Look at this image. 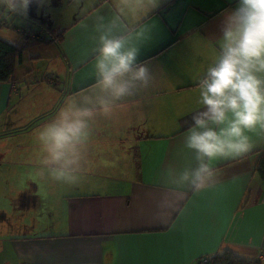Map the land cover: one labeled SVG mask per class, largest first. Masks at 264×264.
I'll return each mask as SVG.
<instances>
[{"label": "crops", "instance_id": "0c3cea01", "mask_svg": "<svg viewBox=\"0 0 264 264\" xmlns=\"http://www.w3.org/2000/svg\"><path fill=\"white\" fill-rule=\"evenodd\" d=\"M175 1L160 0L143 19L149 31L140 58L155 73L156 87L128 101V110L98 121L97 164L77 186L49 181L39 190L20 179L32 168V132L66 95L94 82L93 45L66 33L70 24L51 43L32 45L53 48L51 67L17 75L21 54L14 81L0 83V264H197L225 252L264 264V183L255 172L264 139L254 137L256 147L244 157L218 162L216 187L184 192L174 211L160 208L171 198L162 171L191 156L183 134L197 107L196 77L216 54L223 16L235 7V0H187L165 14ZM111 3L95 0L77 22ZM15 108L21 111L9 118Z\"/></svg>", "mask_w": 264, "mask_h": 264}, {"label": "clouds", "instance_id": "9594fccd", "mask_svg": "<svg viewBox=\"0 0 264 264\" xmlns=\"http://www.w3.org/2000/svg\"><path fill=\"white\" fill-rule=\"evenodd\" d=\"M159 2L112 0L107 13L95 15L94 82L86 91L66 95L54 115L32 132V168L21 184L30 180L40 190L54 181L72 187L94 170L98 121L128 110V101L156 87L155 73L140 57L149 31L143 19ZM33 3L43 7L48 0H0V20L20 22ZM216 45V54L196 77L197 107L183 134L191 156L161 173L171 194L160 203L165 211H174L188 190L216 187L218 162L244 157L256 147L254 137L264 139V0H235L223 16Z\"/></svg>", "mask_w": 264, "mask_h": 264}, {"label": "rangeland", "instance_id": "374dc122", "mask_svg": "<svg viewBox=\"0 0 264 264\" xmlns=\"http://www.w3.org/2000/svg\"><path fill=\"white\" fill-rule=\"evenodd\" d=\"M57 1L59 2V5L55 6ZM68 1L69 0L64 4L63 0H48V3L43 7L33 3L29 8L27 18H21L20 22L12 19L7 21L0 20V39L22 49V61L16 68L17 75L21 71H27L30 67L49 68L52 66L50 63L51 59L48 55L53 53V48L48 46H32L33 38L31 36L37 34L36 32L38 31H40L38 33L42 35L45 40H48L50 36L57 35L71 26L70 24L75 23L72 30L70 28L66 33L83 35L84 37H87L88 42H80L79 44L93 45V19L97 13H107L110 10V6L103 4L100 8L95 10L96 12L93 11L87 16V18L77 22L80 13L83 15L87 12L89 8L94 5L93 3L95 0H72L70 3H68ZM183 3L187 4L188 1L176 0L173 7L168 6L164 9L165 14H167L168 11L177 12V7ZM74 15L76 17L75 19H73ZM189 15H192L191 12ZM182 16L183 15H180L178 17L177 15V22H182ZM172 18L174 17L172 16ZM153 27L160 31L159 25ZM36 56H40L41 59H36ZM53 68L64 70V65L57 64V66ZM23 99L28 98L24 97ZM28 101H30V99ZM20 111V108H15V110L9 114V118L17 116ZM52 115L53 112L51 110V112L44 117L37 116L35 119H30L32 121L29 126L38 125V123L46 120V118H49ZM23 130L24 129L20 128L19 132H23Z\"/></svg>", "mask_w": 264, "mask_h": 264}, {"label": "trees", "instance_id": "16d2710c", "mask_svg": "<svg viewBox=\"0 0 264 264\" xmlns=\"http://www.w3.org/2000/svg\"><path fill=\"white\" fill-rule=\"evenodd\" d=\"M32 45L49 44L52 40H45L43 36L35 34ZM57 37H61L59 34ZM22 49L0 39V83H11L14 81L15 67L20 62ZM255 172L264 183V150L258 153V160L255 165ZM206 260L203 264H258L242 261L229 252L211 258H202L197 261Z\"/></svg>", "mask_w": 264, "mask_h": 264}, {"label": "built area", "instance_id": "2783aa9c", "mask_svg": "<svg viewBox=\"0 0 264 264\" xmlns=\"http://www.w3.org/2000/svg\"><path fill=\"white\" fill-rule=\"evenodd\" d=\"M31 37H32L33 39L36 38V37H35V34H34L33 36H31ZM260 258H261V257H259L258 259L260 260ZM259 260H257L256 262H259ZM205 261H206V260H203V261L201 260V262H199V263H200V264H203Z\"/></svg>", "mask_w": 264, "mask_h": 264}]
</instances>
